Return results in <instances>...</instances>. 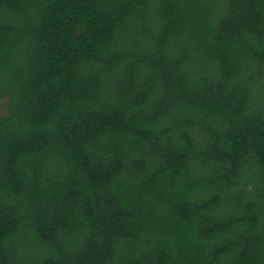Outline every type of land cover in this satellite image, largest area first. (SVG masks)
<instances>
[{"label":"trees","instance_id":"trees-1","mask_svg":"<svg viewBox=\"0 0 264 264\" xmlns=\"http://www.w3.org/2000/svg\"><path fill=\"white\" fill-rule=\"evenodd\" d=\"M0 264H264V0H0Z\"/></svg>","mask_w":264,"mask_h":264},{"label":"rangeland","instance_id":"rangeland-1","mask_svg":"<svg viewBox=\"0 0 264 264\" xmlns=\"http://www.w3.org/2000/svg\"><path fill=\"white\" fill-rule=\"evenodd\" d=\"M6 108H5V105L2 103V102H0V116L2 117V116H5V114H6Z\"/></svg>","mask_w":264,"mask_h":264}]
</instances>
